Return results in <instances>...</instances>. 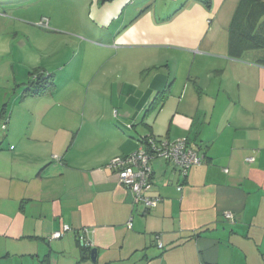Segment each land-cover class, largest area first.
<instances>
[{
	"label": "crops",
	"instance_id": "obj_1",
	"mask_svg": "<svg viewBox=\"0 0 264 264\" xmlns=\"http://www.w3.org/2000/svg\"><path fill=\"white\" fill-rule=\"evenodd\" d=\"M238 1L91 0L99 32L84 47L137 58L140 81L122 79L117 96L133 108L74 111L87 95L66 65L61 88L31 96L51 121L31 124L15 95L0 133V264H264V48L231 45ZM149 135L186 137L202 160L182 175L153 158L146 193L159 200L146 209L107 163Z\"/></svg>",
	"mask_w": 264,
	"mask_h": 264
},
{
	"label": "rangeland",
	"instance_id": "obj_2",
	"mask_svg": "<svg viewBox=\"0 0 264 264\" xmlns=\"http://www.w3.org/2000/svg\"><path fill=\"white\" fill-rule=\"evenodd\" d=\"M92 8L91 0H0V15H3L0 17V108L4 111L0 133L3 131L1 123L10 116L15 95L17 105L26 104L27 111L35 113L41 109L35 103L43 100L31 98L29 93L26 96L30 97L20 101L26 81L38 74H43V77L52 75L54 84L60 83L61 88L63 82L59 81L65 72L72 74L73 66L77 68L79 78H76L82 84L78 92L87 95L85 101L83 98L81 102L71 104L74 111L101 115L111 110L112 114L120 116L123 108H133L134 102L125 103V107L117 96L122 79L131 78L134 74V78L140 81L141 74H135L140 68L136 67L137 58L133 55L124 59L101 56L94 48H85L90 45L84 40L85 36L94 37L99 32L90 14ZM44 18L48 20V27L40 24ZM65 65L68 67L65 72L57 75L58 67ZM147 73L148 70L142 71L145 77ZM78 79H74L75 82ZM112 80L114 85L109 84ZM103 83L109 86L105 87ZM14 89H17L16 94ZM116 98L118 101L113 104ZM50 100L48 98V104ZM34 115L31 124L51 121L41 113Z\"/></svg>",
	"mask_w": 264,
	"mask_h": 264
},
{
	"label": "built area",
	"instance_id": "obj_3",
	"mask_svg": "<svg viewBox=\"0 0 264 264\" xmlns=\"http://www.w3.org/2000/svg\"><path fill=\"white\" fill-rule=\"evenodd\" d=\"M40 24L42 27H48V20L44 18ZM6 120L1 124L3 130L7 126ZM139 143L140 145L136 150L112 158L107 166L116 171L119 184L130 191L133 203H142L146 209H149L155 207L159 200L158 196H149L146 193L152 186L150 161L153 158H161L171 162L182 175H186L190 167L200 164L202 158L189 145L186 137L170 139L149 135L141 137ZM180 188L179 186L178 189ZM224 216L230 221L233 220V213L231 212H225ZM127 225L131 227V221H128ZM69 230H71L69 225H62L58 230L51 233L49 238H59ZM78 239L84 245H88L83 234H78ZM158 246L162 247L159 240Z\"/></svg>",
	"mask_w": 264,
	"mask_h": 264
},
{
	"label": "trees",
	"instance_id": "obj_4",
	"mask_svg": "<svg viewBox=\"0 0 264 264\" xmlns=\"http://www.w3.org/2000/svg\"><path fill=\"white\" fill-rule=\"evenodd\" d=\"M230 43L236 48H264V0H239L229 24ZM29 79L23 95L39 96L54 89L52 75ZM166 97V90L156 94L145 112L161 106Z\"/></svg>",
	"mask_w": 264,
	"mask_h": 264
},
{
	"label": "water",
	"instance_id": "obj_5",
	"mask_svg": "<svg viewBox=\"0 0 264 264\" xmlns=\"http://www.w3.org/2000/svg\"><path fill=\"white\" fill-rule=\"evenodd\" d=\"M96 252V249H91V255L94 254ZM93 257V256H92Z\"/></svg>",
	"mask_w": 264,
	"mask_h": 264
}]
</instances>
